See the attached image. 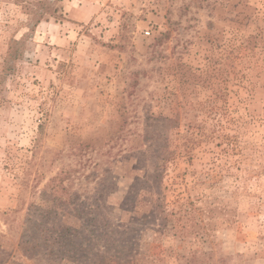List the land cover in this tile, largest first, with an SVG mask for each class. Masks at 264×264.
Returning <instances> with one entry per match:
<instances>
[{
    "label": "rangeland",
    "instance_id": "1",
    "mask_svg": "<svg viewBox=\"0 0 264 264\" xmlns=\"http://www.w3.org/2000/svg\"><path fill=\"white\" fill-rule=\"evenodd\" d=\"M45 1L0 0V264H264V0Z\"/></svg>",
    "mask_w": 264,
    "mask_h": 264
},
{
    "label": "trees",
    "instance_id": "2",
    "mask_svg": "<svg viewBox=\"0 0 264 264\" xmlns=\"http://www.w3.org/2000/svg\"><path fill=\"white\" fill-rule=\"evenodd\" d=\"M53 1H59V0H47V1L41 3L42 8H43V10L41 11L42 15L39 18H37L36 21L32 25H29V30H31V31L35 30L36 26L41 22L42 18L45 16V12L51 14L50 12H48V10H49L50 5L52 4ZM11 54L15 55V53H11ZM16 56H17V54L14 57H16ZM61 180H62V178H61Z\"/></svg>",
    "mask_w": 264,
    "mask_h": 264
},
{
    "label": "built area",
    "instance_id": "3",
    "mask_svg": "<svg viewBox=\"0 0 264 264\" xmlns=\"http://www.w3.org/2000/svg\"><path fill=\"white\" fill-rule=\"evenodd\" d=\"M149 33V32H148Z\"/></svg>",
    "mask_w": 264,
    "mask_h": 264
}]
</instances>
